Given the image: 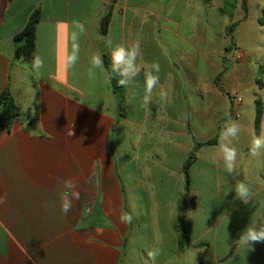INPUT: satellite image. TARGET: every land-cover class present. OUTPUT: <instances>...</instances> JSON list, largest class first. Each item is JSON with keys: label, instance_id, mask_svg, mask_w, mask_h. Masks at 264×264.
Returning a JSON list of instances; mask_svg holds the SVG:
<instances>
[{"label": "crops", "instance_id": "0c3cea01", "mask_svg": "<svg viewBox=\"0 0 264 264\" xmlns=\"http://www.w3.org/2000/svg\"><path fill=\"white\" fill-rule=\"evenodd\" d=\"M224 1L0 0V94L9 88L18 108L11 129L0 128V264H153L154 248V264H264V242L254 250L236 242L264 222V157L248 155L264 132V38L247 30L264 27V4L252 14L247 0L245 14L238 1L228 14ZM37 9L38 72L15 56L14 43ZM73 20L86 31L66 70ZM137 40L145 70L159 60L162 88L142 106L141 72L124 87L121 117L105 68L89 78V58L111 59L117 44ZM229 120L242 128L236 172L225 171L218 139L196 151L187 183L191 152ZM69 178L80 199L65 215L60 193ZM237 181L252 190L248 204L236 197ZM123 213L130 224L120 222Z\"/></svg>", "mask_w": 264, "mask_h": 264}, {"label": "clouds", "instance_id": "9594fccd", "mask_svg": "<svg viewBox=\"0 0 264 264\" xmlns=\"http://www.w3.org/2000/svg\"><path fill=\"white\" fill-rule=\"evenodd\" d=\"M72 26L75 29L71 34L72 49L65 60V68L72 69L79 60V38L86 29L79 20H73ZM143 52L140 42L137 40L131 44H117L111 50V71L117 74L120 79L118 83L121 87L131 85L135 78L144 72V94L141 99V105L146 107L153 99V92L160 85L161 66L158 59L153 60L148 69L145 70L143 65L138 61L142 57ZM88 76L94 79L96 70L104 68V60L99 52H93L89 58ZM44 67V60L40 56H35L32 61V69L39 71ZM162 88V86H161ZM161 98H165L163 90ZM242 128L240 124L234 120H229L224 123L219 133V141L217 145L218 158L223 161V166L228 174L236 172L239 152L234 144L241 134ZM248 155L250 158L264 157V132L260 135H254L248 146ZM64 191L60 193L61 211L67 215L72 207L73 201L80 199V192L77 190L76 183L72 179L62 181ZM235 194L244 204H248L252 199L251 188L243 181H237L235 184ZM5 200V197L0 196V204ZM120 222L130 224L133 216L130 213H123L120 217ZM241 247L247 250H254V245L264 242V222L257 221V224H249L241 233L236 241ZM160 255V249L154 248L147 252V256L153 264L156 258Z\"/></svg>", "mask_w": 264, "mask_h": 264}, {"label": "trees", "instance_id": "16d2710c", "mask_svg": "<svg viewBox=\"0 0 264 264\" xmlns=\"http://www.w3.org/2000/svg\"><path fill=\"white\" fill-rule=\"evenodd\" d=\"M238 1H241L242 8L246 14L247 13V0H225L223 12L231 14V12L235 9V5ZM40 20H41V11L37 9L31 14L25 27L14 36L15 56L17 58L30 61V62L33 61V58L35 57V52H36L37 25L40 22ZM260 23L264 26V13L260 19ZM235 27L236 25L234 23L227 26L228 36L232 35ZM103 60H104V68L108 76L111 91L113 95L115 96L117 103H118L120 116L124 117L125 116V106H126L125 88L121 87L118 83V80L120 79V77L111 71L110 57L107 54H104ZM216 84L217 86L219 85L218 81L216 82ZM259 84L262 85L263 82L259 81ZM261 115H262V107H261V103L258 102L257 122H260ZM17 116H18V108L16 106L15 100L12 96L10 89L7 88L5 91H3L0 94V128L9 131L11 129L13 121L17 118ZM218 139H219V135H217L216 138H214L211 141H208L206 143H199L195 146L194 150L191 152L189 158L187 159L184 165V174L186 176L187 183H188V175H189L188 170L191 164L196 159V151L203 145L216 144ZM177 228L180 231L179 232V245H180V248L183 249L186 243H188L186 229L182 223H179Z\"/></svg>", "mask_w": 264, "mask_h": 264}, {"label": "rangeland", "instance_id": "374dc122", "mask_svg": "<svg viewBox=\"0 0 264 264\" xmlns=\"http://www.w3.org/2000/svg\"><path fill=\"white\" fill-rule=\"evenodd\" d=\"M263 4H264V0H252V3H251V13L252 14H255L256 12H258L257 9L261 8V6H263ZM223 24H224V21H221L219 23V25H217V26L218 27H223ZM247 30H248V32L249 31L253 32V35L256 36L259 39V41L263 40V38H264V27L256 26V27H253V29L252 28H249ZM225 35L227 37H230V36L227 35V27L225 29ZM232 35H233V33H232ZM216 37H217V42H219V41H221L223 39V36H221L220 33Z\"/></svg>", "mask_w": 264, "mask_h": 264}]
</instances>
